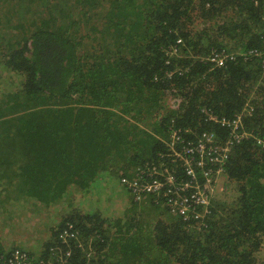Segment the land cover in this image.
<instances>
[{
    "label": "trees",
    "instance_id": "trees-1",
    "mask_svg": "<svg viewBox=\"0 0 264 264\" xmlns=\"http://www.w3.org/2000/svg\"><path fill=\"white\" fill-rule=\"evenodd\" d=\"M2 1L42 19L8 50L15 31L0 20V71L23 79L0 93V213L75 204L73 188L84 198L38 252L6 251L0 232V259L19 250L34 264H260L264 0ZM210 114L242 115L248 136L225 166L233 199L185 223L164 192L141 187L158 177H140L169 154L173 130L224 144L230 131ZM105 193L129 204L122 218L104 216L114 203Z\"/></svg>",
    "mask_w": 264,
    "mask_h": 264
},
{
    "label": "built area",
    "instance_id": "built-area-1",
    "mask_svg": "<svg viewBox=\"0 0 264 264\" xmlns=\"http://www.w3.org/2000/svg\"><path fill=\"white\" fill-rule=\"evenodd\" d=\"M209 119L229 129V137L224 144L212 132L185 139L178 130H173L166 142L169 154L160 156L159 163L155 164L159 169L151 166L148 174L142 173L140 177H158L141 187L145 186L144 190L148 192H160L158 195L164 192L171 213L181 217L185 223L193 219L199 222L198 212L202 216L210 214L209 206L219 179L225 174L232 148L247 136L242 131V115L219 119L210 114ZM177 169H181V174ZM33 260L17 250L10 260L0 259V264H34Z\"/></svg>",
    "mask_w": 264,
    "mask_h": 264
},
{
    "label": "rangeland",
    "instance_id": "rangeland-1",
    "mask_svg": "<svg viewBox=\"0 0 264 264\" xmlns=\"http://www.w3.org/2000/svg\"><path fill=\"white\" fill-rule=\"evenodd\" d=\"M9 6L0 0V20L2 22L9 23L10 27L15 31L12 36H9L4 41V47L6 50L9 47H15L17 43L28 35L34 33L35 29L41 26V19L39 17H34L28 15L27 13L21 11V7L18 6L17 13L11 12ZM58 24H63L61 18H58ZM9 77V82H6V78ZM21 80H23L17 74H10L7 72L0 71V93L4 91L13 92L14 89L21 85ZM16 84V87L14 86ZM5 89V90H4ZM168 103L172 106L174 98L168 96ZM69 196L76 203L74 204L68 198L60 201L57 204L51 206L39 205L30 201L26 204L15 203L12 210L5 207L3 210V215L0 213V219H2V227L0 229L4 247L7 250L10 248H16L20 245L33 252H38L42 248V245L51 236V228L57 226L62 219L65 217L68 211L74 208H78V204L84 196L80 193L79 188H73L69 190ZM96 191L90 193L89 195L95 194ZM104 193V192H101ZM105 193L102 202H114L110 210L104 211V216L107 219L117 220L122 218L125 208L129 204L121 201V196H116L115 199L108 200ZM112 195H110L111 197ZM234 196V191L232 189V184L227 181L225 176L219 179L216 191L213 197V201H231ZM65 201V202H64ZM78 203V204H77ZM119 205V206H118ZM10 206V205H9ZM90 203H84V210H89ZM258 262L264 264V243L261 251L258 255Z\"/></svg>",
    "mask_w": 264,
    "mask_h": 264
},
{
    "label": "clouds",
    "instance_id": "clouds-1",
    "mask_svg": "<svg viewBox=\"0 0 264 264\" xmlns=\"http://www.w3.org/2000/svg\"><path fill=\"white\" fill-rule=\"evenodd\" d=\"M246 134H247V133H246ZM247 136H248V134H247ZM247 136H246V137H247Z\"/></svg>",
    "mask_w": 264,
    "mask_h": 264
}]
</instances>
